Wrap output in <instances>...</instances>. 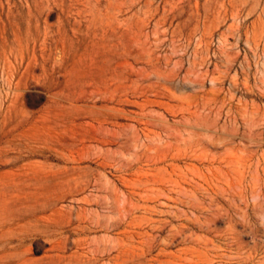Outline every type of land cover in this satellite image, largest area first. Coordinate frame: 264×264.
<instances>
[{
    "label": "rangeland",
    "instance_id": "1",
    "mask_svg": "<svg viewBox=\"0 0 264 264\" xmlns=\"http://www.w3.org/2000/svg\"><path fill=\"white\" fill-rule=\"evenodd\" d=\"M0 264H264V0H0Z\"/></svg>",
    "mask_w": 264,
    "mask_h": 264
},
{
    "label": "bare ground",
    "instance_id": "2",
    "mask_svg": "<svg viewBox=\"0 0 264 264\" xmlns=\"http://www.w3.org/2000/svg\"><path fill=\"white\" fill-rule=\"evenodd\" d=\"M59 55V54H58Z\"/></svg>",
    "mask_w": 264,
    "mask_h": 264
}]
</instances>
